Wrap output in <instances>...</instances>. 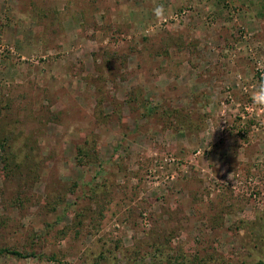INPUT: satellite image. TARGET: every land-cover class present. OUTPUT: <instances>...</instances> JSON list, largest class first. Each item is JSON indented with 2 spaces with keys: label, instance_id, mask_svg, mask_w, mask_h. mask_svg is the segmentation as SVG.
<instances>
[{
  "label": "rangeland",
  "instance_id": "obj_1",
  "mask_svg": "<svg viewBox=\"0 0 264 264\" xmlns=\"http://www.w3.org/2000/svg\"><path fill=\"white\" fill-rule=\"evenodd\" d=\"M262 73L264 0H0V264H264Z\"/></svg>",
  "mask_w": 264,
  "mask_h": 264
},
{
  "label": "trees",
  "instance_id": "obj_2",
  "mask_svg": "<svg viewBox=\"0 0 264 264\" xmlns=\"http://www.w3.org/2000/svg\"><path fill=\"white\" fill-rule=\"evenodd\" d=\"M259 79L261 80V78H259ZM246 133L247 132L244 129V134H241V135L244 136ZM79 150H80V153H79L80 156L78 157L79 162H84V160H85V162L89 163L88 162V158H89L88 151L85 152L82 148H80ZM82 152H84V153H82ZM3 255H11V256H14V257H17V258H20V259L27 257V255H25L23 253H20V252H18L16 250L0 249V256H3ZM136 256H137V254H136ZM171 258L172 257H170V259ZM175 259H182L183 261L181 263H178V262L177 263H172L171 262V264H186L184 262V259L183 258H177L176 257ZM193 259H186V260H188L189 264H195V263H198V264H208L210 262L214 263V257H209L208 259H198V257L195 255V256H193ZM196 261H198V262H196Z\"/></svg>",
  "mask_w": 264,
  "mask_h": 264
},
{
  "label": "built area",
  "instance_id": "obj_3",
  "mask_svg": "<svg viewBox=\"0 0 264 264\" xmlns=\"http://www.w3.org/2000/svg\"><path fill=\"white\" fill-rule=\"evenodd\" d=\"M259 76L261 78L260 85H261V88H262V87H264V73L260 74ZM258 99L259 98H258V94H257V99L256 100L258 101ZM244 111H245V113L247 115H250V113H252V112H256L255 108L251 107L250 105H246L244 107ZM257 111H259L261 113L262 111H264V109L262 111L260 109H258ZM254 114H256V113H254ZM241 116H242V119H245V117H243V115H241ZM241 134H244V131H241Z\"/></svg>",
  "mask_w": 264,
  "mask_h": 264
},
{
  "label": "clouds",
  "instance_id": "obj_4",
  "mask_svg": "<svg viewBox=\"0 0 264 264\" xmlns=\"http://www.w3.org/2000/svg\"><path fill=\"white\" fill-rule=\"evenodd\" d=\"M160 9H157V13L159 14ZM258 98L261 101H264V87H262L258 92Z\"/></svg>",
  "mask_w": 264,
  "mask_h": 264
}]
</instances>
